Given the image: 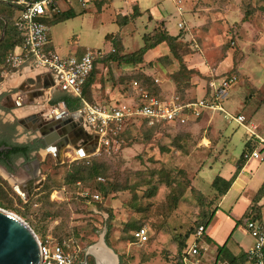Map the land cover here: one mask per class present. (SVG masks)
Segmentation results:
<instances>
[{
    "label": "rangeland",
    "instance_id": "rangeland-1",
    "mask_svg": "<svg viewBox=\"0 0 264 264\" xmlns=\"http://www.w3.org/2000/svg\"><path fill=\"white\" fill-rule=\"evenodd\" d=\"M99 2L85 9L76 7L72 18L48 23L50 39L59 53L110 49L114 40L120 41L121 54L130 53L144 45L146 37L151 41L159 32L169 31L176 35L174 48L179 59L166 43L165 49L147 50L140 63L99 61L93 83L85 91L86 102L130 104L140 90L157 98L174 92L199 98L208 78L218 84L220 76H235L222 102L232 116L204 109L188 124L166 122L155 127L134 116L124 125L118 143L108 150L98 145L99 151L94 153L96 145L78 156L73 149L77 146L67 144L55 158L54 153L41 149L44 185L20 193L13 187L18 174L8 178L0 171V208L25 221L38 241L51 250L62 245L64 254L76 263L86 260L94 264L87 251L102 238L117 255V264H176L179 248L183 252V246L193 241L195 231L218 201L211 186L214 176L233 171L244 141L248 142L247 128L233 117L264 133V0ZM4 5H0V13L10 11ZM13 13L16 16L18 10ZM58 14L56 18L61 17ZM2 28L0 24V40ZM109 33L112 41L105 37ZM2 76L0 73V81ZM53 94L57 97L61 92L54 90ZM2 97L0 94V101ZM41 111L27 104L13 111L0 103V130ZM23 128L14 135L19 141L32 133ZM253 194L245 188L241 196L247 201ZM232 199L233 204L225 202L219 207L198 239L205 248L204 264L214 260L205 234L210 235L226 220L225 215L235 222L233 215L241 216L248 203L236 207L235 196ZM238 224L233 237L248 245V237L238 238L244 228L243 223ZM138 226L147 229V241L141 243L133 237Z\"/></svg>",
    "mask_w": 264,
    "mask_h": 264
},
{
    "label": "built area",
    "instance_id": "built-area-1",
    "mask_svg": "<svg viewBox=\"0 0 264 264\" xmlns=\"http://www.w3.org/2000/svg\"><path fill=\"white\" fill-rule=\"evenodd\" d=\"M67 1L69 3L76 1L85 8L96 0ZM0 2L7 5L13 12L18 10L17 15L13 13L12 17L17 32L22 37L21 44L17 46L19 51L15 49L7 55V68L4 72L8 75L27 72L31 79L38 76L42 81L49 82V86L46 87L48 94L59 90L71 96L80 97L82 85L93 69L96 51L84 49L80 56L76 54V51L61 54L50 45V25L44 19H48L59 10L58 0H0ZM234 79L235 76H222L218 84L210 82L212 91L209 98L201 96L182 101L177 95H172L162 99L140 90L136 100L130 104L105 106L88 103L82 99V107L74 111L80 114L83 128L96 137L97 150L94 153H98V145L108 150L112 143H118V135L123 131L127 121L134 116H139L147 124L152 125L166 122L183 124L199 118L204 109L225 112L222 102L227 99L230 84ZM225 113V117L232 116ZM233 118L238 121L237 117ZM238 123L247 128V141L255 143L252 150H246L244 153L245 164L249 161L264 164V133L253 125L247 126L240 120ZM95 197L98 198V195ZM263 204L264 200L261 205ZM243 227L245 234L250 238V244L244 249L246 255L244 264H264V215L259 219L244 218ZM203 233L204 227L200 225L195 231L193 241L185 247L180 264H204L201 257L205 248L199 244L198 240ZM133 235L141 243L148 239V231L142 226L133 230ZM39 253L43 264H76L73 257L64 254L63 247L59 244L51 250L39 241ZM194 257L196 259H192Z\"/></svg>",
    "mask_w": 264,
    "mask_h": 264
},
{
    "label": "crops",
    "instance_id": "crops-1",
    "mask_svg": "<svg viewBox=\"0 0 264 264\" xmlns=\"http://www.w3.org/2000/svg\"><path fill=\"white\" fill-rule=\"evenodd\" d=\"M91 3L100 4V2H95V1H93ZM2 4L3 3L0 2V5H2ZM58 4H59V7H58L59 10L57 12H59V13L66 12L68 10H72L73 12H75V14H77L76 7H81L83 9L86 8V7L85 8L82 7L76 1H71V3H69L67 0H58ZM5 6H7V5H5ZM1 13H3V12H1ZM150 14H151V12H150ZM51 16H49V18H51ZM168 34H170L169 31H168ZM170 35L176 36V35H174V33H172ZM50 45H52V47L54 49H56V47H55V45H53L51 39H50ZM17 46L18 45H15L13 50L16 49V51H19V48ZM15 47H17V48H15ZM156 47H160L159 49H161V50L165 49L166 48V42H162V43L156 45L155 47H153L149 50L155 49ZM56 51H57V49H56ZM72 52H75V51H72ZM146 53H147V51L145 52V54ZM1 73L3 75L2 81H0V94H3V97L0 101L2 106L7 107L13 111L19 107L21 108L24 104H27L30 107H39V110L41 109L42 111L40 112V114H35L34 116L36 119L39 118L41 122L46 124L48 131H50V133H46V135L47 134L52 135L54 133H55L54 135H57V131L62 130V133H63L62 135L63 136L67 135L64 137L59 136V138L63 137L62 138V141H63L62 146L67 145V144H73V145L77 146L78 149L75 147L73 148V146H72V148L74 149V152L78 155L82 150L85 152L87 150V147L88 148L90 147L89 150H94L96 148L95 146L97 144L95 146H92L89 144V140H88L89 137H87V136L91 135V134L88 131H86L84 128L82 129L80 114L76 113L75 112L76 110L73 111V110L67 109L66 105L63 101H58L56 103L52 102V99L54 97H56V95L53 94V91L51 92V94H48V90H46V87L49 86V82L45 83L38 76L35 77V79H31L28 76L27 72H24L22 74H11V75H8L4 71H2ZM221 77L222 76H220L219 78H221ZM37 78H39V80H37ZM61 93H63V92H61ZM58 114H60V116ZM60 119H63V120H60ZM238 120L241 121L240 118ZM65 121H68L67 122L68 124L66 123L67 125L65 124ZM49 124L50 125L55 124L56 126H52V128H51V127H49ZM242 124H245V123L242 122ZM64 129H70L71 132L70 131L67 132ZM81 130H83L84 132L82 131L83 133H81ZM78 133H79V135H78ZM54 135H52V136H54ZM71 136H73V137H71ZM65 138H67V141H65ZM73 138L75 139L74 143L71 141V139H73ZM56 139L58 140V137ZM56 139H54V140H56ZM245 142L246 141H244V144H245ZM91 146L93 148L94 147L95 148L93 149ZM55 150L48 148V151H50V152H53ZM59 153H60V149H59ZM224 171L226 172L227 170L225 169ZM247 172L249 173L250 176L245 175V173H247ZM1 173L3 174L2 171H1ZM220 175L226 180L231 179V183H230V186L228 187V189L226 190V192L218 197V201L215 205V207H217V208H216V210L212 216H214L215 214H217V212H219L218 211L219 207L222 206L223 204H226L225 202H231L233 204L232 198L234 196H235V203L237 202L235 205L236 207L241 205L242 202H248V203H247L245 209L242 210L241 216L238 217L233 213L234 214L233 218H237V220L235 222L231 219L232 217L225 215L224 218H226V220H224V221L220 222L218 225H216L214 227V229H212L210 235L207 233L205 234L204 238L206 241V245L207 246L209 245L210 248L213 249V251H214V255L210 256V258H212V259L215 256V254L217 253V247L220 245L225 244L226 247L233 254L237 255L241 251H243L245 248H247L248 245L250 244L249 243L248 245H243L241 243V241H239V239L237 240V239H235V237H233V233L235 232V230L239 226L238 223L241 222L240 219L242 218L243 214L246 212V210H248V208L252 205V203H255L257 200V197H255L256 193L264 182V165H258V164L250 165V164L246 163V164L242 165V167H240L239 169H236V166H234L233 171L231 168L230 171L229 170L227 171V174L225 173V175H223V174H220ZM253 185H254V187H253ZM13 187L16 190L20 191V193H22L21 190H23V189L19 185L14 183ZM250 187H252V189ZM245 188H248L249 190L254 191V194L252 195V197L247 201H246L245 196H241L242 191H244ZM253 188H255V189H253ZM23 191H25V190H23ZM263 200H264V196H262V198L256 204H261L263 202ZM232 208L230 209V211L232 210ZM242 233L243 234L238 238L241 239L242 237H248L245 234L244 229L242 230ZM208 249H209V247H208Z\"/></svg>",
    "mask_w": 264,
    "mask_h": 264
},
{
    "label": "trees",
    "instance_id": "trees-1",
    "mask_svg": "<svg viewBox=\"0 0 264 264\" xmlns=\"http://www.w3.org/2000/svg\"><path fill=\"white\" fill-rule=\"evenodd\" d=\"M5 7H7L10 11L9 12H3L0 14V24H2V26L5 25L4 36H3V39L0 40V50H1L0 70L2 69L1 71H5V69L7 68L6 57L9 54V52L13 51L15 45H19L22 42V37H21V35L18 34L17 28L13 22V17H12L13 11L8 6H5ZM137 12L138 11L136 10L135 13L138 15L139 12L138 13ZM58 13L59 12H54L52 14L51 18L44 19V21L46 23L52 24V23H57V22H60V21H63V20H66V19H69V18L75 16V12H73L72 10H68L66 12H62L59 14ZM57 14L61 17L56 18ZM105 37L108 38L109 41H112L111 40L112 33L106 34ZM175 40H176V36H172V35L168 34L167 32H159L158 36H156L151 41L148 40V38L146 37L144 40V45L139 47V49L137 51H133L130 53H122V54L120 53V51L122 49L121 48L122 45H121L120 41H118V40L112 41L113 46H114L113 48L105 49V50H102V49L95 50L96 51V57L94 59L93 69L88 74V76L86 77V79L82 85L81 96L80 97L71 96V95L66 94V93H61L60 95H58V97H54L52 99V102L56 103L58 101H63L69 110H77L82 105V99H84L86 89L93 83L94 71L96 69V64L99 61L100 62H108V61L112 60V61H116L118 63H126V64L140 63V62H142L143 56L147 50L155 47L156 45H158L162 42H166L169 46L170 53L174 54L175 58H178L176 56L175 48H174ZM83 52H84V50H82L80 52H76V54L78 56H80ZM2 55L4 56L3 58H2ZM1 71H0V73H1ZM212 79H214V78L210 77L206 80V82H205L206 88H205L204 94L201 95L202 97L209 98L208 96L210 95V92L212 90V87L210 86V81ZM172 94L178 95L179 99L182 101L186 100V99H196L198 97V96L197 97L195 96V97H191V98L190 97L185 98L183 96V94H177V92H174V93H169V94H164V95L158 94V98L163 99V98L172 96ZM144 122L146 124V121H144ZM160 124H164V123H157V124H155L153 126H149V127H155V126L160 125ZM185 124H188V122L183 123V124L177 123V125H185ZM123 132H121L118 135V138H119V136L122 135ZM245 143L246 144H245L244 149L239 154V158H238V161L236 164V169H239L240 167H242V165H244V162H245L244 153H245V151L246 150H248V151L252 150V148L254 146V144L251 143L250 141L245 142ZM247 143L249 144L248 146H247ZM0 147L4 148L3 150L0 151V158L2 155H5L6 159L9 158L16 151H24L25 153H27V151L29 150L28 146L16 145L15 143L9 141L5 137H2V138L0 137ZM219 182L223 183V184L220 186ZM230 183H231V179L226 180L220 174H217L214 176L213 181L211 183V186L216 191V193L219 197L220 195H222L226 192V190L230 186ZM262 196H264V182L256 193V196H255V197H257L256 202L252 203V205L248 208V210H246V212L243 214L242 218L240 219L241 223H243L244 218L251 217V218L259 219L264 215V204L263 205L256 204L262 198ZM216 208L217 207H214V210L211 211L208 218L203 222V224H201L204 227V231H205V228L210 221V218L214 214ZM140 227L141 226H138V227L134 228V230L138 229ZM133 237H134V235H133ZM182 245H184V244H182ZM186 246H183V248H185ZM182 250H181V248H179V251H178L177 256H176V258H177L176 264H180V262H181L182 253H183ZM213 259L214 260H213L212 264H216L217 262H219L221 264H244L245 259H246V255H245L244 250L241 251L239 254L235 255L226 247L225 244H223V245H220L217 247V253L215 254Z\"/></svg>",
    "mask_w": 264,
    "mask_h": 264
},
{
    "label": "flooded vegetation",
    "instance_id": "flooded-vegetation-1",
    "mask_svg": "<svg viewBox=\"0 0 264 264\" xmlns=\"http://www.w3.org/2000/svg\"><path fill=\"white\" fill-rule=\"evenodd\" d=\"M19 127H24L32 133L26 135L23 140L19 141L18 137H14L15 134L17 135V133H19ZM82 131L83 130H81V133L84 132ZM42 133H44L47 137L45 138ZM46 133H50L46 127V124L41 122L39 118L37 120L35 117H30L29 119L25 120L17 119L14 123L12 122L11 124L2 126L0 130L1 138L5 137L16 145H26L29 147L27 153L24 151H16L7 159L5 158V155H2L0 158V170L5 174V177L7 176L8 178H11L14 173L18 174L17 181L14 180L13 182L27 192L34 189H39L44 185L45 178H42V159L39 157L41 155L39 153L40 150L43 149L51 154L54 153L55 158H58L59 149H61L63 145L62 139L59 138V136H63V133L62 130H58V140L56 139L53 141L56 150L53 152L48 151V144L45 142V140L48 138L50 139V136L54 134L46 135ZM87 137H89L88 140L90 145L95 146L97 144L96 137L91 135H88ZM71 141L74 143L75 139L73 138ZM3 149V147H0V151Z\"/></svg>",
    "mask_w": 264,
    "mask_h": 264
},
{
    "label": "water",
    "instance_id": "water-1",
    "mask_svg": "<svg viewBox=\"0 0 264 264\" xmlns=\"http://www.w3.org/2000/svg\"><path fill=\"white\" fill-rule=\"evenodd\" d=\"M4 29H5V25L2 28L1 35L3 34ZM37 80H39V78H37ZM58 115L60 116V114ZM52 126H56V125L49 124V127L52 128ZM66 131L69 132L70 129H66ZM42 135L45 138L47 137L45 136L44 133H42ZM57 137H58L57 135H54V136H50V139L48 138L45 140V142L48 144L47 148H51L52 150H55L53 141ZM100 240L102 241L103 245L108 250H110L111 253L115 255L116 264H117L118 262L117 255L115 254L113 249L110 248L102 240V238H99L97 243H99ZM96 244L91 246H95ZM87 253H90L93 256L95 261L94 264H98V259H97L98 257L95 254V252L94 251L89 252L88 250ZM0 264H43L41 262L40 253H39V241L34 231L21 218L10 212H7L2 208H0ZM76 264H88V263L86 260H83L77 262Z\"/></svg>",
    "mask_w": 264,
    "mask_h": 264
},
{
    "label": "bare ground",
    "instance_id": "bare-ground-1",
    "mask_svg": "<svg viewBox=\"0 0 264 264\" xmlns=\"http://www.w3.org/2000/svg\"><path fill=\"white\" fill-rule=\"evenodd\" d=\"M68 121H65V124ZM64 124V123H63ZM68 124V123H67ZM66 124V125H67ZM69 126V125H68ZM66 130V129H64ZM65 141H67V138H65ZM89 148L85 151V152H89ZM80 153H84V151L82 150ZM89 252H95V254L97 255V259H98V264H116V258L115 255L113 253L110 252V250H108L102 243V241L100 240L99 243H97L95 246H91L89 249Z\"/></svg>",
    "mask_w": 264,
    "mask_h": 264
}]
</instances>
